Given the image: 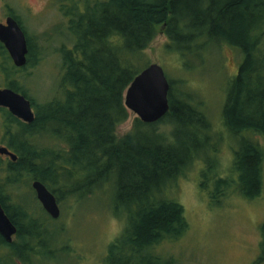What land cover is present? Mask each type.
<instances>
[{"label": "trees", "instance_id": "obj_1", "mask_svg": "<svg viewBox=\"0 0 264 264\" xmlns=\"http://www.w3.org/2000/svg\"><path fill=\"white\" fill-rule=\"evenodd\" d=\"M65 1L70 2L63 11L72 47L61 48L59 94L45 104H35L20 86L32 76L27 69L38 66L40 51L34 41L25 34L29 52L21 69L0 43L5 87L25 96L35 113L34 122L25 124L4 112L2 143L17 161L5 165L0 159V204L17 234L11 244L0 236V250L6 251L0 264H15L14 259L28 263L44 247L40 229L51 218L43 210L44 219L34 217L44 221H26L28 210L20 194L32 181L42 183L58 203L63 200L60 190L112 192L114 217L126 225L103 264H175L157 249L188 232L183 206L168 195L193 166H204L198 187L213 205L229 197L254 200L263 194L264 145L255 137L264 140V0H83V12L75 0ZM159 31L170 53L216 43L242 57L222 109V127L237 142L226 171L220 169L214 143L222 135L195 92L182 87L185 81L168 80L169 112L164 118L154 124L136 118L132 130L118 136L130 116L125 92L150 65L140 67L149 61L145 52ZM259 248L264 261V223Z\"/></svg>", "mask_w": 264, "mask_h": 264}, {"label": "rangeland", "instance_id": "obj_2", "mask_svg": "<svg viewBox=\"0 0 264 264\" xmlns=\"http://www.w3.org/2000/svg\"><path fill=\"white\" fill-rule=\"evenodd\" d=\"M75 1L78 11L83 12V0ZM69 3L65 0H0V23L4 22L8 11L12 12L40 51L39 59L36 57L38 66L25 72L32 76L20 84L29 99L38 105L59 94L60 51L63 45L72 47L65 28L68 18L63 11V6ZM167 44L166 36L159 31L146 49L149 61L140 67L157 64L167 80L185 81L182 87L195 92L215 132L222 135L220 140L215 137L214 143L219 151L220 169L226 171L237 142L222 127V109L228 85L237 76L242 57L228 45L211 43L204 48L198 46V50L195 45L190 51L175 54L167 51ZM5 83V76L0 75L1 89L5 88ZM135 119V115L130 114L118 128L119 137L132 130ZM255 139L264 145L262 138ZM203 167L196 164L170 187L168 198L183 206L189 229L179 240L164 242L157 253L175 260V264H264L260 261L259 248L260 228L264 223V188L263 194L254 200L229 197L220 206L213 205L208 193L198 187ZM20 194L26 204L39 212L30 186L22 188ZM58 196L63 199L58 204L61 214L57 221L40 229L44 247L39 255L31 257L28 263L14 259L15 264H103L110 244L126 225V221L114 217L112 192L97 190L88 195L84 191L60 190ZM39 215L43 217L41 212ZM4 255L6 251L0 250V257Z\"/></svg>", "mask_w": 264, "mask_h": 264}, {"label": "water", "instance_id": "obj_3", "mask_svg": "<svg viewBox=\"0 0 264 264\" xmlns=\"http://www.w3.org/2000/svg\"><path fill=\"white\" fill-rule=\"evenodd\" d=\"M0 43L16 68H23L26 65L28 55L26 35L14 18H8L5 25L0 24ZM169 89V82L162 67L150 64L136 76L126 90L124 106L142 123H157L169 112ZM0 108L7 109L12 116L25 124L34 122L35 113L31 102L11 89L0 88ZM0 156L8 157L13 163L17 161L16 155L1 146ZM32 189L46 214L51 219L58 220L61 211L55 196L39 181L32 183ZM16 234L17 228L0 205V236L7 244H11Z\"/></svg>", "mask_w": 264, "mask_h": 264}, {"label": "flooded vegetation", "instance_id": "obj_4", "mask_svg": "<svg viewBox=\"0 0 264 264\" xmlns=\"http://www.w3.org/2000/svg\"><path fill=\"white\" fill-rule=\"evenodd\" d=\"M10 17H12V18H14L15 19V15H13L12 14V12H9L8 11V13L6 14V17H5V20H4V22L3 23H0V24H3V25H5L6 24V20L8 19V18H10ZM16 20V19H15ZM18 22V21H17ZM18 24H19V22H18ZM28 52H29V48H28ZM21 69V68H20ZM5 88H7V87H5ZM9 89V88H8ZM14 92H16V91H14ZM16 93H18V94H20V95H22L21 93H19V92H16ZM23 96V95H22ZM25 97V96H24ZM4 112H7L8 114H10L9 112H8V110L7 109H5V108H0V146L1 147H5V148H7L3 143H2V140H3V137H4V132H5V130H4ZM11 115V114H10ZM14 117V116H13ZM18 121H20V120H18ZM20 122H22V121H20ZM23 123V122H22ZM7 150L9 151V152H11L12 153V151H10L8 148H7ZM14 154V153H13ZM0 159H1V161L6 165L9 161L11 162V160L8 158V157H6V156H0ZM13 163V162H12ZM34 181H32L31 182V185H30V190H31V192L33 193V196H34V203L37 205V207H38V209H39V212H41L42 213V211H43V208H42V206H41V204L39 203V201H38V199H37V196H36V193H35V191L32 189V183H33ZM13 199H15L14 197H12ZM18 199V198H17ZM20 199H21V197H20ZM24 204L26 205V208H27V210H28V216H29V219H27L26 221H44V220H41V218H39V217H34V216H36V215H39V212L38 211H36V210H34V212L32 211V207L29 205V204H26L25 202H24ZM59 204V203H58ZM1 205V204H0ZM33 216V217H32ZM32 217V218H31ZM31 218V219H30ZM22 221H25V220H22ZM51 221H57V220H53V219H51ZM16 237V236H15ZM15 237H14V239H15Z\"/></svg>", "mask_w": 264, "mask_h": 264}]
</instances>
